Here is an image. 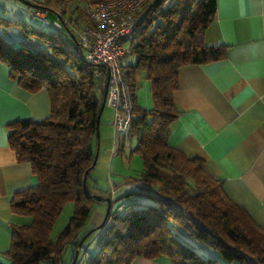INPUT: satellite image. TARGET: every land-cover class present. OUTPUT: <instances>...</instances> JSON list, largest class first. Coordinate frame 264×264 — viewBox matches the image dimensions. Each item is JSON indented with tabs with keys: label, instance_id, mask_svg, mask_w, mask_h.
<instances>
[{
	"label": "trees",
	"instance_id": "1",
	"mask_svg": "<svg viewBox=\"0 0 264 264\" xmlns=\"http://www.w3.org/2000/svg\"><path fill=\"white\" fill-rule=\"evenodd\" d=\"M30 1L39 6L22 4L34 13L55 12L62 27L44 17L49 25L37 29L0 15V61L19 86L29 92L45 89L50 101L47 117L9 124V145L17 160L30 164L37 184L10 200L11 212L25 221L12 225L5 254L10 264H60L67 244L74 251L81 236L95 227L88 225L91 211L105 200L92 194L107 192L89 182L104 84L84 59L72 24L95 26L91 8L111 0ZM216 7V0H146L140 10L138 27L125 40L130 52L121 67L133 99L135 71L144 72L152 107L134 102L127 135L116 151L124 153L123 142L135 138L128 155H138L142 168L129 177L138 186L112 199L98 250L87 264H131L137 257L169 264H264V228L225 195L223 180L209 174L201 158L185 155L168 141L180 113L173 98L178 69L226 56L225 45L203 41ZM9 27L21 28L46 52L5 38L2 31ZM68 202L73 203L71 216L53 239L54 224Z\"/></svg>",
	"mask_w": 264,
	"mask_h": 264
},
{
	"label": "crops",
	"instance_id": "2",
	"mask_svg": "<svg viewBox=\"0 0 264 264\" xmlns=\"http://www.w3.org/2000/svg\"><path fill=\"white\" fill-rule=\"evenodd\" d=\"M216 2L215 17L203 31V41L209 46L225 45L226 56L178 69L179 85L173 98L180 113L168 141L185 155L201 158L204 169L223 180L225 195L264 228V0ZM0 15L40 26V18H46L48 12L34 13L18 0H0ZM52 16L53 22L59 21L55 12ZM2 35L17 44L46 52L45 45L26 37L21 28L9 27ZM135 77L134 102L149 109L152 107L149 83L140 69L135 71ZM49 113L46 90L23 89L9 76L8 66L0 61V264H10L5 251L11 242L12 225L25 221L24 216L11 212L10 200L15 193L37 184L30 164L17 160L9 145V124L45 118ZM112 116L113 112L104 119L101 161L108 162L109 171L116 167L118 176L122 173V162L118 152H112L114 139L110 147ZM101 122L103 119L99 126ZM127 141L123 143L128 150L134 143L132 139ZM141 168V159L133 154L126 175L136 177ZM98 175H92L89 182L100 187ZM137 186L129 178H122L114 184L111 197L114 199ZM102 189L107 190L105 195L111 194L110 185ZM106 205V201L94 204L88 225L95 226L103 219ZM67 245L73 247L72 243ZM131 264L169 263L137 257Z\"/></svg>",
	"mask_w": 264,
	"mask_h": 264
},
{
	"label": "built area",
	"instance_id": "3",
	"mask_svg": "<svg viewBox=\"0 0 264 264\" xmlns=\"http://www.w3.org/2000/svg\"><path fill=\"white\" fill-rule=\"evenodd\" d=\"M146 0H111L95 5L89 13L95 26L85 25L80 29L73 28L78 46L82 49L84 59L94 65V73L105 83L108 74V85L105 104L113 111L112 129L114 146L123 140L128 132L132 109L133 94L123 74L121 60L130 52L127 40L138 27L142 17L141 9ZM40 25L48 26L49 21L40 18ZM61 28L60 21L52 22ZM114 189H111L113 195Z\"/></svg>",
	"mask_w": 264,
	"mask_h": 264
},
{
	"label": "rangeland",
	"instance_id": "4",
	"mask_svg": "<svg viewBox=\"0 0 264 264\" xmlns=\"http://www.w3.org/2000/svg\"><path fill=\"white\" fill-rule=\"evenodd\" d=\"M81 4H84V3H80ZM92 9V8H91ZM48 12V15H47V19L52 22V16L53 15V12L52 11H47ZM32 26L38 28L40 27L39 25L33 23L31 24ZM82 26L84 25H78V24H72V27L75 28V29H80L82 28ZM17 44V43H16ZM129 60L131 62H134L135 60V57L134 56H130L129 57ZM112 115V110L109 106H107L105 104V107H104V110H103V115H102V119H103V122H101V126H99V140H98V157H97V161H96V164H95V168L93 169V171L91 172V176L92 175H95V173H98L99 175V178H98V182H99V186L102 187V188H107L109 185H110V189H114V184H118V182H120V180L122 178H129L127 175H128V167L130 165V158H129V155H128V150L125 148V151L124 153L122 154H118L117 156L119 157V159L121 160L122 164L120 169L122 171L121 175H118L117 176V169L116 167H112L111 168V171H109L108 169V162L106 163H103L101 160L103 158V142H102V134H103V127H104V119L106 117H109ZM101 119V121H102ZM111 129H112V126H111ZM113 135V131H112V134L110 132V136ZM133 140V143L135 144L136 143V139L135 138H132ZM127 141V140H126ZM113 137H112V141H111V148H112V145H113ZM128 143V141L126 142V144ZM111 148H110V151H111ZM103 166L104 169H101V166ZM110 167V165H109ZM101 171H100V170ZM100 171V172H99ZM127 174V175H126ZM72 210H73V203L72 202H68L63 211L61 212V214L59 215V217L57 218L55 224H54V227H53V230L51 232V237L54 239L57 237V235L61 232V230L63 229L64 225L68 222L70 216H71V213H72ZM27 219V218H26ZM89 220H90V217H89ZM88 220V222H89ZM102 221V220H101ZM101 221H99L98 223H96L95 226H97L98 224L101 223ZM103 230L99 229L97 232H92L91 235H89L86 240L83 242L82 244V247H81V252H80V255H79V259H78V264H87V260H88V257L92 254H94L97 250H98V245H97V239L99 237V235L102 233ZM73 247L71 248L69 245L66 246V249L64 250V253H63V257H64V261L61 262V264H69L71 262L70 260V257L72 256L73 254ZM85 256V257H84Z\"/></svg>",
	"mask_w": 264,
	"mask_h": 264
},
{
	"label": "water",
	"instance_id": "5",
	"mask_svg": "<svg viewBox=\"0 0 264 264\" xmlns=\"http://www.w3.org/2000/svg\"><path fill=\"white\" fill-rule=\"evenodd\" d=\"M18 1H20L21 3H23L25 5L31 6V7H37V6H39L38 4H36L35 2H32L30 0H18ZM107 85H108V74L106 76L105 83H104L102 101H101V105H100V109H99V115H98V117L96 119V135H97V137H99V121H100V115H101V113H102V111H103V109L105 107ZM97 156H98V145H97V149H96L95 156H94V160H93V166L96 164ZM86 180H87V172H85V174L83 176V184L84 185H86ZM92 196L94 198L98 199V200L104 199L106 201V204L107 205H106V210H105V213H104V217H103V219H102V221H101L100 224H98L95 227L90 228L89 230H87L81 236V238L79 239V241L77 242V245L75 247L73 259L71 260V262L69 264H75L76 263V261L78 259V256H79L80 248H81L83 242L85 241V239L92 232H94L95 230H98V229L102 228L103 225H104V223L107 220L108 215H109V212H110V209H111L112 197L109 196V195L102 196V195H99V194H96V193H93Z\"/></svg>",
	"mask_w": 264,
	"mask_h": 264
}]
</instances>
